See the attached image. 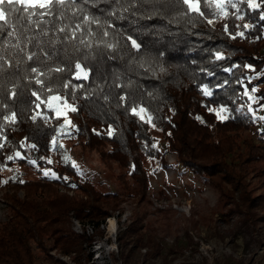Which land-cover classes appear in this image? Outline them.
Listing matches in <instances>:
<instances>
[{
    "label": "trees",
    "instance_id": "16d2710c",
    "mask_svg": "<svg viewBox=\"0 0 264 264\" xmlns=\"http://www.w3.org/2000/svg\"><path fill=\"white\" fill-rule=\"evenodd\" d=\"M256 1V8L246 0L235 7L228 3L220 17L214 14L218 11L212 0H202L203 16L187 12L182 0H136L128 11L111 0H96L97 7L88 5L89 10L112 24L103 39L114 48L97 46L98 32L91 49L77 41L76 51L62 34L49 31L39 36V46L37 41L27 46L26 51L37 54L32 61L11 46L0 53V190L5 189L8 209L0 221V264H39L40 256L50 264H69L51 250L83 264L91 258L87 246L106 217L120 208L123 196L144 199L149 175L143 160L166 163L149 124L133 113L138 106L163 133L167 149L176 155L175 164L212 185L224 213L236 216L237 224L259 228L264 222V189L255 192L248 178L264 155V137L261 133L257 142L242 135L255 125L244 86H255V103L264 112V0ZM112 11L115 15H108ZM213 18L214 25L208 23ZM56 36L61 39L53 46L50 40ZM129 36L139 50L131 46ZM77 60L91 69L88 79L75 78ZM57 65L65 71L48 72ZM32 67L45 75L32 73ZM249 74L255 76L248 79ZM38 78L43 86L35 82ZM49 96L62 97L76 109L70 110L74 130L69 137L97 149L102 158L116 160L133 188L122 193L98 188L78 171L64 147H52L65 128L64 118L47 106ZM220 106L227 109L226 119L214 111ZM47 170L56 176H46ZM71 218L79 221L82 232L74 231ZM142 220L136 214L116 235L118 255L125 263L133 261L130 253L141 245L149 246L146 255L151 258L158 253L153 237L144 244ZM87 225L92 230L88 234Z\"/></svg>",
    "mask_w": 264,
    "mask_h": 264
},
{
    "label": "rangeland",
    "instance_id": "374dc122",
    "mask_svg": "<svg viewBox=\"0 0 264 264\" xmlns=\"http://www.w3.org/2000/svg\"><path fill=\"white\" fill-rule=\"evenodd\" d=\"M246 1L249 5V0ZM212 2L215 5L214 0ZM254 2L258 5L256 0ZM231 3L237 6L239 0H231ZM227 6L226 2L224 11L219 12L220 17L225 15ZM216 20L217 18L211 19V24L214 25ZM261 51L264 52V46ZM254 76L249 74L248 79ZM255 89V86L243 88L255 125L243 130L242 135L251 136L258 142L261 133L264 137V119H260L264 117V112L263 107L255 103ZM64 102L57 99L47 101V106L51 104L49 108L64 118L65 130L55 139V147H64L78 171L89 177L98 188L119 193L127 187L133 188L134 182L128 175H122L123 168L116 160L102 158L97 149L82 145L77 139L69 137L74 127L70 109ZM141 108L143 107L138 106L134 109L140 112ZM221 108L224 107H214V110L216 112ZM221 115L226 117L227 112H221ZM138 116L143 117L149 124L155 144L162 151L166 164L160 163L158 159L143 160L149 175L144 199L123 196L120 208L113 210L106 217L105 222L100 224V232L93 236L87 246L86 251L91 252V258L83 264H264V222L254 230L237 224L236 216L226 215L225 207L218 202V191L204 182L192 169L175 164V153L167 149L163 133L151 123L147 111L140 112ZM52 147L54 148L53 141ZM255 164L254 176L248 179L254 191L261 192L264 189L261 186L264 182V155L255 161ZM47 172L50 177L56 176H53L52 170ZM120 175L122 176L119 177ZM4 190H0V221L6 219L8 212L2 196ZM19 193L22 195V190H19ZM136 214L143 217L144 244L149 237H153L158 242V253L151 258L146 255L149 246L141 245L130 253L133 261L125 263L118 255L115 238ZM109 217L114 219V232L109 231ZM71 221L74 231H83L82 225L77 223L75 218H71ZM85 232H92L88 225ZM50 252L65 259L69 264H75L65 255L55 253L54 250ZM39 264H50V261L40 256Z\"/></svg>",
    "mask_w": 264,
    "mask_h": 264
},
{
    "label": "snow or ice",
    "instance_id": "6c2138e0",
    "mask_svg": "<svg viewBox=\"0 0 264 264\" xmlns=\"http://www.w3.org/2000/svg\"><path fill=\"white\" fill-rule=\"evenodd\" d=\"M111 2L120 4L123 11H128L130 7H135L136 5V0H111ZM167 2L169 0H139V3L163 4ZM201 2L202 0H182V3L187 7V12L197 13L203 16L204 12L200 8ZM214 2L218 9V12L214 14H218L224 11L225 3H231V0H214ZM124 4H127L128 7H124ZM88 5H91L93 8L97 7L96 0H0V38H3V46H0V53L7 52L8 47L11 46L17 52L24 53L28 61H32L36 58L37 54L26 51L27 46L32 44L33 41H37V46H39L42 43V41H39V36H48L49 31L62 34L63 40L73 43L76 51H79V47L76 45L77 41L79 45L91 49L93 38L97 36L98 32H101V38L97 41V46L103 45L109 49L114 48V44L108 43L103 39L109 35L107 29L111 28L112 24L107 19L102 20L101 16L90 11ZM208 6L211 7V4H208ZM232 6L235 7L234 4ZM258 6L254 0H249V7L256 8ZM108 15H115V11L109 12ZM261 18L264 19V16ZM208 23H212V21L209 20ZM48 25H51V27H45ZM92 25H96V30H93ZM245 27L247 28L249 26L245 25ZM239 35L242 36L243 33H239ZM60 39V36H56L50 40V43L55 46V44L60 42ZM13 40L15 43L12 42ZM128 40L131 41L133 48L139 50L140 45L137 44L136 40L130 36ZM41 50L43 51V49ZM48 55L45 52V56ZM217 58H220L219 54H217ZM0 60H4L3 55H0ZM11 66V63H9V67ZM74 69L76 79H88L91 69L87 68L79 60L75 62ZM30 70L38 76L45 75L43 71L36 67H32ZM68 70L71 71L72 69L69 68ZM64 71L65 68L59 65L55 68L48 69L49 73H63ZM35 82L42 86L44 85V81L39 78ZM64 87H68V85L65 84ZM48 91L51 92L52 88L49 87ZM32 95L37 100L40 99V96L36 92H33ZM205 95H210L207 89H205ZM48 99L51 101L52 99L61 100L63 98L49 96ZM64 103L71 111H76L66 101ZM49 107H51V104H49ZM143 111L145 110L141 108L140 112ZM226 111V108H221L216 111L217 117L221 120L226 119L227 117L221 115V112ZM140 112L133 109V113L136 115H139ZM141 118L143 119V117ZM5 119L7 120L9 118L5 117ZM11 119L12 122H15V114H13ZM33 119H36V117H33ZM260 119H264V117H260ZM53 146L55 147V138L53 139ZM32 147H35V145ZM15 155L19 157L20 153L17 152ZM13 158V156L8 157L9 160ZM30 163L35 162L30 161ZM44 174L47 176L49 173L45 172Z\"/></svg>",
    "mask_w": 264,
    "mask_h": 264
},
{
    "label": "bare ground",
    "instance_id": "6f19581e",
    "mask_svg": "<svg viewBox=\"0 0 264 264\" xmlns=\"http://www.w3.org/2000/svg\"><path fill=\"white\" fill-rule=\"evenodd\" d=\"M108 223H109V231L110 232H114L115 228H116V225H115V222H114V219L112 217H109L108 219Z\"/></svg>",
    "mask_w": 264,
    "mask_h": 264
},
{
    "label": "built area",
    "instance_id": "2783aa9c",
    "mask_svg": "<svg viewBox=\"0 0 264 264\" xmlns=\"http://www.w3.org/2000/svg\"><path fill=\"white\" fill-rule=\"evenodd\" d=\"M76 222L79 223V221L76 219Z\"/></svg>",
    "mask_w": 264,
    "mask_h": 264
}]
</instances>
